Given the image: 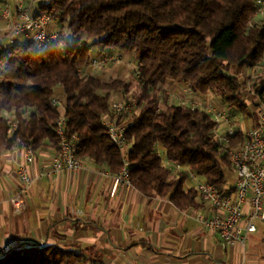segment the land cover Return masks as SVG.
<instances>
[{
	"label": "trees",
	"instance_id": "trees-1",
	"mask_svg": "<svg viewBox=\"0 0 264 264\" xmlns=\"http://www.w3.org/2000/svg\"><path fill=\"white\" fill-rule=\"evenodd\" d=\"M256 1L51 0L41 4L38 13L58 21L59 38L43 50L26 39L0 49V150L20 143L35 150L47 142L59 147L56 124L61 111L53 99L61 86L66 95L67 134L79 138L77 154L119 173L122 154L103 123L114 95L119 94L134 99L140 108L126 130L134 187L147 196L172 192L171 200L180 208L197 205L196 190H184L187 172L169 180L171 171L158 149L163 146L169 162L190 167L226 193L224 170L230 162L225 147L214 137L211 113L180 107L161 86L168 80L184 82L194 93H211L247 113L241 100L244 83L237 75L264 59V20L249 23ZM116 52L136 56L138 85L133 97L131 79L100 78L92 69L94 60L115 61ZM253 87L264 101L263 75ZM6 113H13L15 119ZM14 121L18 127L12 131ZM243 139L237 132L226 148ZM0 264L93 263L74 248L20 243L0 251Z\"/></svg>",
	"mask_w": 264,
	"mask_h": 264
},
{
	"label": "crops",
	"instance_id": "crops-1",
	"mask_svg": "<svg viewBox=\"0 0 264 264\" xmlns=\"http://www.w3.org/2000/svg\"><path fill=\"white\" fill-rule=\"evenodd\" d=\"M29 1L0 0V29L6 30L9 23L3 17L6 8L27 7ZM49 1L38 0L37 5ZM4 43L6 38L0 40ZM122 66L119 64V69ZM255 74L250 67L237 75L244 83L241 100L247 104V113L224 104L211 93H194L184 82L168 80L163 85L164 93L175 103L174 97L179 96L195 101L200 109H204L202 105H213L215 112L224 114L220 134H226L232 126L236 134L244 135L254 125L258 109L264 107L255 89L246 90V83ZM97 76L103 78L100 73ZM55 96L66 101L61 86ZM158 149L167 165L165 148ZM54 154L55 148L49 142L35 150L34 161L29 164L35 181L26 197L27 208L16 212L10 198L19 189L18 171L28 154L22 146L0 150V251L20 243H41L80 250L93 264H264V221L256 223L257 231L248 235L245 245H227L219 232L198 224L191 215L198 210L206 217L215 214L198 194L196 206L180 208L171 200L172 192L147 196L132 184L119 183L107 165L89 159L84 160L85 168L79 172L40 176L42 169L51 165ZM167 166L171 171L169 180L176 178L175 164ZM224 171L226 188L234 189L232 166ZM192 185L187 179L184 190L193 189Z\"/></svg>",
	"mask_w": 264,
	"mask_h": 264
},
{
	"label": "built area",
	"instance_id": "built-area-1",
	"mask_svg": "<svg viewBox=\"0 0 264 264\" xmlns=\"http://www.w3.org/2000/svg\"><path fill=\"white\" fill-rule=\"evenodd\" d=\"M38 0H30L27 7L18 5L15 10L6 8L3 17L9 20L6 30L0 29V40L6 38V43L0 44V49L18 42L22 37L33 42L38 49L48 48L60 36V30L51 28L54 17L50 14H39ZM14 16V20L11 18ZM264 20V0L256 1V11L250 19V24H258ZM113 58L94 60L95 68L105 63L112 62ZM256 73L258 66L251 67ZM137 73V72H136ZM176 104L182 108H198L199 104L179 96L174 97ZM53 103L60 108V116L56 124V134L59 138V147L51 165L42 169L40 176H52L62 172H79L85 168V162L77 154L79 138L77 135L67 134V117L65 101L54 96ZM136 102L132 99L116 98L112 100L110 111L103 116V123L107 128L113 144L120 150L123 158V166L115 179L122 184L131 185L130 171L132 164L128 158L130 144L126 138V130L130 125V118ZM204 110L214 114V137L220 147H225V153L229 158L236 181L234 189L227 188L226 193H221L205 177L197 175L190 167L175 164L176 175L187 172L193 182L192 188L198 196L208 202L215 210V214L206 217L201 211L191 213L196 222L205 228L220 233L227 245L240 243L245 245L248 235L257 231V222L264 221V107L257 111V119L254 125L244 132L242 142L227 147L235 136L236 130L230 126L226 134H220L219 127L224 114L215 112L213 105L203 106ZM7 117L15 119L13 113H6ZM18 122L12 124V131L17 129ZM26 149L28 156L26 163L21 165L18 171L20 186L14 196L10 198L16 212L27 208L26 197L35 181L31 174L29 164L34 161L35 149L25 144H18ZM167 165L171 162L166 161ZM248 206V209L246 208Z\"/></svg>",
	"mask_w": 264,
	"mask_h": 264
},
{
	"label": "rangeland",
	"instance_id": "rangeland-1",
	"mask_svg": "<svg viewBox=\"0 0 264 264\" xmlns=\"http://www.w3.org/2000/svg\"><path fill=\"white\" fill-rule=\"evenodd\" d=\"M260 23V22H259ZM56 29V30H60V25L58 23V21H54L51 28ZM61 32V31H60ZM95 51V48L93 47L92 48V52ZM100 52V51H99ZM98 52V53H99ZM123 54H129V55H123L122 57L119 56L118 54H113L116 58L115 61H112V62H109V63H105V64H102L100 66H97L95 68L92 67V69L95 71V73H100L102 74L103 78L104 79H109V78H114V77H120V78H123V79H126V80H129L131 79L132 80V87H131V92H130V95H132V97L134 96L133 95V92L135 93L137 91V85H138V79H137V76L135 75V68L137 67V61H136V56L134 54H132V57L131 56V53H123ZM101 54L100 56L101 57H104L105 55ZM123 59H124V62L123 63ZM119 64H122L123 68L121 67V69H119ZM258 69H257V72L255 75L251 76L249 75V77L251 76L250 78V83H246V90L247 91H251L254 89L253 87V83L254 81L257 79V77L263 75L264 76V59L263 61H261L258 65ZM232 73H235V68H232L231 70ZM241 73H244V71H242ZM240 75V73H239ZM245 77H246V74H244ZM161 90L163 92H165V87L162 85L161 86ZM116 98H123L121 95H117V97H113V99H116ZM134 100V99H132ZM140 108L138 107V105H135V107L133 108V111H132V116L130 118V120L132 119L133 115L134 114H137L139 112Z\"/></svg>",
	"mask_w": 264,
	"mask_h": 264
}]
</instances>
